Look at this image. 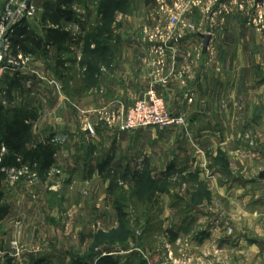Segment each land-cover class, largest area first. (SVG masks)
Returning a JSON list of instances; mask_svg holds the SVG:
<instances>
[{
    "label": "rangeland",
    "instance_id": "obj_1",
    "mask_svg": "<svg viewBox=\"0 0 264 264\" xmlns=\"http://www.w3.org/2000/svg\"><path fill=\"white\" fill-rule=\"evenodd\" d=\"M224 1L201 0L196 9L201 10V34L217 33L215 26L225 17ZM261 2L258 19L264 26ZM174 4L72 0L60 8V0H0V106L5 116L21 114L32 124L29 150L50 145L55 131L69 132L61 148L52 146L53 164L47 169L33 160L23 162L0 144V209L8 208L0 220V264H264V91L253 95L249 106H231L232 112L226 113V106L211 115L204 112L202 126L194 130L187 125L189 113L177 116L159 96L185 124L117 131L136 134L132 169L117 171L107 167L110 160L97 164L83 157L85 146L86 154H95L92 145L98 138L99 152L107 156L100 145L107 135L101 126L115 109L82 106L96 98L93 93L83 100L80 94L85 57L97 40L130 37L133 26L145 42L158 35V27L168 36L162 7ZM25 6L35 13H19ZM9 8L18 14L2 34ZM59 8L69 14L60 26L49 21ZM191 18L187 21L192 25ZM120 24L126 32L119 33ZM23 26L27 33L20 36L16 29ZM50 28L65 32L70 43L38 48L24 42L28 34L46 42ZM193 31L197 28L179 33ZM81 53L85 57L78 61ZM215 65L223 71L220 60ZM260 67L264 73V62ZM54 98L57 106H52ZM69 117L72 128L63 126ZM57 118L63 122L54 126Z\"/></svg>",
    "mask_w": 264,
    "mask_h": 264
},
{
    "label": "crops",
    "instance_id": "obj_2",
    "mask_svg": "<svg viewBox=\"0 0 264 264\" xmlns=\"http://www.w3.org/2000/svg\"><path fill=\"white\" fill-rule=\"evenodd\" d=\"M224 4V21L216 24L217 33L210 34L212 40L208 50H204V40L201 37L204 34L198 31L201 10H195L190 17L193 20L192 26H196L197 31L183 35L177 64L172 65L167 58L161 75H157L156 69L149 65L153 60L152 44L148 40H140L134 34L136 26L129 32L131 36L134 34L133 38L130 36L97 40L91 48L90 56L85 57L82 53L77 55L78 61H82L83 57L87 58L86 66H82L80 94L83 100L93 93L96 95V98L90 102L86 100L82 106L91 110H101L105 106H113L115 110L129 108L144 98L154 82L157 93L165 99L173 113L179 112L177 116L180 113L190 114L184 115L192 130L202 126L204 112L211 115V112L219 109L218 106H226V113L232 112L231 106H249L250 98L253 95L260 97L264 91V73L262 66L260 67L264 62V26L258 19L262 18L259 14L263 12V2L225 0ZM121 28L122 24L117 27L119 33L126 32ZM65 43H70L68 38L63 42ZM49 46L60 48L52 42ZM217 60L224 64L223 71L216 70ZM186 69L188 72L181 74ZM92 83L95 88L90 85ZM50 93L56 95L55 90ZM56 104L57 99L54 98L52 106H57ZM103 120L105 121L104 117ZM61 121L60 118L54 119V126ZM65 125L72 128L70 117L66 119L63 126ZM101 128L103 134L107 133L102 138L103 144H100L106 147L104 154L107 156H101L103 153L99 152L101 147L97 144L98 138L92 145L95 154H86L85 146L82 147L83 157L97 164L110 160L107 167L117 171L132 169L138 148L136 134H120L108 124H103ZM61 133L62 129L55 131L56 135L50 141L55 149L61 148L60 144L68 138L69 132ZM182 162L185 163L186 160ZM261 228L264 231V218L261 219Z\"/></svg>",
    "mask_w": 264,
    "mask_h": 264
},
{
    "label": "built area",
    "instance_id": "obj_3",
    "mask_svg": "<svg viewBox=\"0 0 264 264\" xmlns=\"http://www.w3.org/2000/svg\"><path fill=\"white\" fill-rule=\"evenodd\" d=\"M175 1L172 9L163 6L162 10L167 14L169 24L167 31L168 36L158 27V35L148 36L147 40L152 44L153 60L150 66L156 69V74L161 75L165 69L167 58L172 65H176L179 59V45L182 39L180 31L185 29L195 30V26L188 24V17L191 16L196 9L200 7L201 0H173ZM28 6V5H27ZM209 12V11H208ZM19 13L30 17L35 13V9L26 6ZM15 13L9 8L1 21L2 34L8 32L10 22L14 19ZM149 28L144 31L148 35ZM9 41H4L7 44ZM168 51V56H167ZM1 61V60H0ZM160 82V81H159ZM156 82L146 92L144 98L135 102L131 107H121L118 110H111L107 120L111 128L121 133H132L141 129L158 128L161 130L172 129L173 127L185 124L183 117H175L167 108L165 101L159 97L156 89ZM113 111V112H112ZM102 116V114H100Z\"/></svg>",
    "mask_w": 264,
    "mask_h": 264
},
{
    "label": "trees",
    "instance_id": "obj_4",
    "mask_svg": "<svg viewBox=\"0 0 264 264\" xmlns=\"http://www.w3.org/2000/svg\"><path fill=\"white\" fill-rule=\"evenodd\" d=\"M72 0H60V5L62 7L70 6ZM55 11L51 13L49 17V21L53 25L60 26L61 18H66L67 12L65 10ZM67 11V10H66ZM69 15V14H68ZM27 27H18L16 31L21 29V34L27 33ZM16 32V33H17ZM67 39V34L61 30L50 28L47 31L46 42L43 40H38L34 36H26L25 43L31 42L38 48L43 47V45H50V43L57 44L60 48L62 47L63 42ZM16 44H21L22 41L19 43V40L15 39ZM23 45H26V44ZM22 46V45H21ZM27 46H24L23 49L27 50ZM5 109L3 106H0V144L6 145L13 153L16 155L17 158L23 160V162H27L29 160H33L35 162L41 163V167L44 169L49 168L53 164V148L51 145H41L36 150H29L28 149V142L31 138L32 124L28 123V120L24 118L21 114H14V116L10 119L5 116ZM1 199V196H0ZM8 214V208L0 209V220L3 219L5 215Z\"/></svg>",
    "mask_w": 264,
    "mask_h": 264
},
{
    "label": "water",
    "instance_id": "obj_5",
    "mask_svg": "<svg viewBox=\"0 0 264 264\" xmlns=\"http://www.w3.org/2000/svg\"><path fill=\"white\" fill-rule=\"evenodd\" d=\"M201 37H202L203 40H204V50L207 51L208 48H209V46H210V43H211L212 37H211V35H202ZM0 48H1V49H4V45L1 44V45H0ZM263 176H264V175L262 174V177H263Z\"/></svg>",
    "mask_w": 264,
    "mask_h": 264
}]
</instances>
